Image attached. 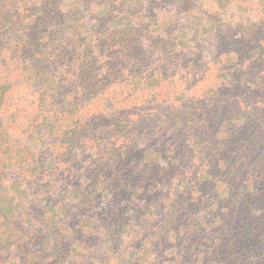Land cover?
Segmentation results:
<instances>
[{
    "label": "rangeland",
    "instance_id": "obj_1",
    "mask_svg": "<svg viewBox=\"0 0 264 264\" xmlns=\"http://www.w3.org/2000/svg\"><path fill=\"white\" fill-rule=\"evenodd\" d=\"M49 2L55 20L31 26L34 7L0 0L1 264L10 259V264H132L145 248L152 251L137 264H192L182 255L176 259L174 248L163 258V244L155 247L150 237L162 228L187 226L191 232L196 218L206 227L223 219L222 240H229L227 231L235 241L241 236L239 249L221 256L220 263L264 264V172L247 170L243 155L252 146L251 153L264 162V0H125L119 9L112 0H101L102 5L64 0L60 7ZM89 49L99 57L97 73L107 76L115 66L116 76H128L114 86L115 99L132 90L141 111L158 102L162 111L155 117L126 111V117H88L97 99L112 96L106 87L94 96L91 82L86 83L91 92L86 97L81 92L85 83L76 63ZM164 73L175 82L162 86ZM155 84L147 106L139 92ZM225 107L238 117L222 116ZM176 110L187 117H160ZM194 125L200 131L204 126L218 148L226 146L219 161L211 155L202 164L186 160L200 147L197 133L187 129ZM124 126L138 135L139 145L112 153L99 137L107 130L125 136ZM143 165L139 177L145 180H140L135 174ZM188 165H204L192 184ZM160 173L168 184L150 193L148 208L140 200L129 203L128 195L122 213L107 210L111 196L103 189L137 181L131 192L147 199L138 191L157 183ZM84 194L88 201L81 205ZM180 207L187 208L181 224V217L163 219ZM231 215L237 216L232 225ZM133 231H139V240L128 237ZM198 236V264H212L206 255L211 250Z\"/></svg>",
    "mask_w": 264,
    "mask_h": 264
},
{
    "label": "trees",
    "instance_id": "obj_2",
    "mask_svg": "<svg viewBox=\"0 0 264 264\" xmlns=\"http://www.w3.org/2000/svg\"><path fill=\"white\" fill-rule=\"evenodd\" d=\"M24 1L27 4H29L31 7H34V9H35V11H32L33 15H31V19H35V21H33L32 24L29 23V24H31V26H33V24L35 22H37V24L38 23L47 24L51 21V19L55 20L56 10L52 9L53 2H49L46 4V0H24ZM63 1L58 2L57 0H55L54 6L57 7L59 5V7H60L61 6L60 4ZM90 1H93V0H90ZM96 1H97L96 2L97 5H102L101 3H99L101 0H96ZM112 3H114L113 6H116L118 9L120 8L121 5H123L122 8H125V6H124L125 0H112ZM126 3H127V1H126ZM73 6H74L73 4H70L68 7H73ZM98 8H100V7H98ZM96 18H98V17H96ZM21 23H22V20L18 19L17 24H21ZM6 35L9 36V34H6ZM13 43H14V41H13ZM15 45L19 46V43H16ZM96 54L97 53H94L91 49H89L87 55L85 57L81 58V60L78 61V63H76V65L78 66V70H79L78 75L80 77H83L82 83L83 84L85 83V85L81 89V92L84 94L85 97H86L85 94L91 92L90 91L91 89L86 86V83L91 82V85L92 86L94 85L92 87V89H95L94 96L97 93H102V91L105 87L108 90L107 91L108 94L112 95V93L115 92V90H116L114 87L115 85L120 87L121 84H124L125 82H128V80H129L128 76L125 74L123 76L122 75L116 76L115 75V73H116V67L115 66H111V70H109L106 74L107 76H105V74H103L102 72L97 73L96 70L93 69L98 65V63L100 61L98 55H96ZM8 57H10V56H8ZM112 67H113V69H112ZM89 71L92 74H89L88 73ZM117 73L121 74L120 72H117ZM170 76H172V77H170ZM170 76L166 73L162 74V77H161V80H159L160 81L159 83L162 86H164L166 84L171 85L173 82H175V79H174L173 75H170ZM137 83H139V79H137ZM36 84H37V80L34 81V86ZM127 86H129V85H127ZM155 87H156V84L154 85V87L153 86L152 87L143 86L141 89H143L144 91L139 92L141 94L142 98L144 99L143 103H147L146 104L147 106H150L151 102H153V101H148L147 95L152 97V95H154V93H155V91H154ZM111 88H113L112 91H110ZM179 93H180V95L185 94L182 91H179ZM122 94H123L122 95L123 98H121V96H120V100L115 99L114 95L109 96L107 98L97 99L98 104H96V107L93 108L92 113H89L88 117H104V118H106V117H126L127 115L124 114L123 111H126L127 114H130L132 117H152V116L155 117V113H158L160 109H161V111L163 109L160 107V103L158 102V103H155L153 105L154 107H151L149 110L144 109L143 111H141V109H139V105L137 103H135L134 101H132V99H131V96L134 95V93H132V90L124 89L122 91ZM84 96H81L82 100L85 99ZM92 105H94V103ZM140 111L142 113H140ZM221 113H222V116L225 115L226 117L229 116L230 114L232 115V117H238V115H234L235 114L234 111L230 110L228 107H225L223 112H221ZM2 114H4V112H1V115ZM75 116L76 115H74L73 117H75ZM169 116L175 117V119H181V117L182 118L187 117V116L181 114L180 110L179 111H177V110L172 111L167 116H163L162 114L160 115V117H169ZM81 117H87V116L82 115ZM203 117H206V115H204ZM104 121H105L104 119L101 120V122H104ZM164 121H165V125L171 124L170 121H167L166 119ZM173 122H174V120H173ZM187 122H188V125H191V123H193L194 120H187ZM205 123H208V122L206 121ZM124 128L125 129H124L123 133L126 134L125 136L120 137L118 135H110V133L112 134L113 130H107L104 134H102L101 138L99 137V140L101 139L103 142H105V144L107 146H111L113 148L112 153H116L118 151H121L123 148H124V150H123L124 152L127 151L129 148H132V147L137 148V146L139 145L138 135L133 130L130 131L129 127L124 126ZM187 129L190 133H192V129H193L194 130L193 135H195L197 133L198 141H200L199 142L200 147H199V149L191 151V154L186 156V160H190V159L195 158L197 162H200L199 164H202L204 162L203 161L204 158L206 156L211 155L213 158V161L215 163V161L216 160L219 161V159L223 156V154L228 150L226 148V146H224V148H218L216 146L215 141H212V139L205 136L204 126L201 129V131L195 125H194V127L191 126V128L188 127ZM65 134L67 135V132H65ZM79 137L77 135V137H72V138L76 140ZM94 140H95V142L98 141L97 139H94ZM70 145H72V144H70ZM250 148H251V151H253L252 150L253 147L251 146ZM250 148H248V150L243 152L244 153L243 155L246 158V163H245L246 169L248 170V168L251 167L252 169H250V170H253V171L256 170L257 172H260V171L264 172V170H262V166H264L263 165L264 162L261 161V158L258 155L254 154V153L252 154L250 151ZM147 150H149V149H147ZM150 151H152V150H150ZM155 152L157 153L158 151H155ZM132 162H133V160H132ZM133 164H135V163H133ZM214 165L215 164H212V166H214ZM171 166L173 169H176L177 171L179 169H181V167H179L178 164L177 165L171 164ZM203 166L204 165L192 166V167L189 166L188 168L192 172V174L194 175L195 173H197L198 170L200 172H202V170H204ZM243 167H244V165L242 166V168ZM116 168H121V166L117 165ZM146 168L147 167H145L144 165L142 167H139L137 169V173L135 174L136 178L139 177L141 175L140 172ZM135 169H136V167H135ZM243 169H245V168H243ZM158 170H159V172H161L162 168L159 167ZM208 172H210V171H207V174H208ZM229 172H231V171L229 170ZM193 175L189 179L191 184H192V180L195 179V175L194 176ZM163 176H164V174L160 173L159 175L155 176L157 183H149V185L146 188H143V189H141V191H138V192L144 193L145 195H148L147 199H144L143 197H139L138 194L134 195L131 192L133 187H138L137 181H135V182L120 181V180L125 179V177L124 176H117L116 180H118L120 182H117L116 185H110L111 188L107 192L105 191L106 188L103 189L106 194H110V196H111V200H107V207H108L107 210H116L117 213H122L124 208H126V207L128 208V201L126 200V197L128 195H131V197H130L131 199L129 200V203H132V202L134 203V200H140L143 202L144 206L146 208H148L145 201L147 202L148 199L153 198L152 194H150V193L155 192L157 190L156 189L157 186H159V185L165 186L166 184H168V183H166V178H164ZM139 178H140V180H145V179H142L141 177H139ZM208 184L212 185L213 180L209 181ZM181 185H183V181L180 183V186ZM89 188L91 189V187H89ZM188 189L190 190V188H188ZM114 199H118L119 202L114 201ZM87 201H88V196H87V194H84L80 199V204L84 205V204H86ZM118 203L122 204L121 209H115V205ZM164 207H165V205L162 208H164ZM186 209H185V207H180V208L176 209V211H174V212H169V213L164 214L162 217H163V219H166V220H168V219L176 220V218L181 217L177 222V224H181L182 223V217H183L182 212H184V210H186ZM161 211H162V209H161ZM159 217H161V215L156 217L155 220H159ZM262 217L264 219V216H262ZM230 218L231 219L229 220V224L232 225V224H234L235 218H237V216L231 215ZM224 219L228 220L229 214H226L224 216ZM257 219H260V218H257ZM192 221H193L192 224L194 226L193 228L197 230L196 233H195L194 229H191V232H189L187 230L188 227L186 226V230H183V231H181L180 229L173 230L174 227H172V232H171V230L162 228L161 233L157 232V233H154L153 235H151L150 238H151L152 243L155 247L156 246L158 247L161 244H163L162 247H160V249L162 250L163 258L166 257V253L170 248H174L175 253L173 256H175L176 259L181 257V255H182L185 258L192 259V264H198V259H199L198 253H199V245H200L199 244L200 238H198L199 237L198 235H202L201 238L203 237V239H205L206 244H207L206 249L211 250V251L207 252L206 255L208 256V263H212V264H222V263H220V260H222L221 256H223L224 254L230 255L231 253H233L232 252L233 249L238 250L240 244H242L241 241H239L241 236H239L237 241H235L233 236L230 235L229 231H227V237H229V240H228V238H224L222 240V234H220L219 231L226 224L223 221V219L219 221L218 225H215L214 222H211L208 224L206 223L208 225V227H206V225H203L201 223L200 218H196V220H192ZM258 221H260V220H257L256 222H258ZM181 226H183V225H181ZM210 228H212L214 230L211 231ZM206 235L213 236V238L207 239ZM246 236H247V234H246ZM128 237L132 241L139 240V238H140L139 231H136V232L133 231L132 233H130L128 235ZM223 237H224V235H223ZM167 240H170L172 243L171 244L166 243ZM182 243H184L185 245H183ZM216 248L218 250H215ZM151 251H152V248L150 250L145 248L143 250V252L141 253L140 257H133L132 264H137V262L144 261ZM229 258H230V256H229ZM10 260L7 261L6 264H10ZM226 261H228V260H226ZM0 264H1V259H0ZM30 264H32V263H30ZM34 264H36V263H34ZM37 264H41V263H37Z\"/></svg>",
    "mask_w": 264,
    "mask_h": 264
}]
</instances>
